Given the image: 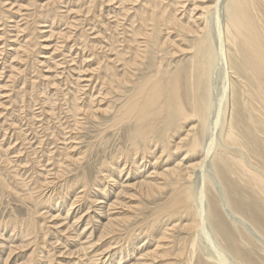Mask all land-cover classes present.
<instances>
[{
  "label": "rangeland",
  "instance_id": "obj_1",
  "mask_svg": "<svg viewBox=\"0 0 264 264\" xmlns=\"http://www.w3.org/2000/svg\"><path fill=\"white\" fill-rule=\"evenodd\" d=\"M12 1L13 0H10V1L4 0L3 2H1V0H0L1 3H4L3 5L6 8V10H9V11H7L8 12L7 15H8V17H10L9 19L7 17V18H5V20H1L0 21V32H1L0 33L1 34L0 35V41H1L0 42V46H1L0 47V60H1L0 61V67H1V69L6 67V69L5 68L3 70L0 69V72L1 71L3 72V74H2L3 76L1 75L2 78L0 76V88H1L0 90L2 91L0 93V97H1L0 105L3 104V105H1L3 107L0 106V158H1L0 159V230H1L0 231V238H2V240H4L3 238H5V241L7 242L6 243L4 241V242H2L0 244V249L2 248L0 250V255H2V256H0V264H49V262L47 263V261L50 260L51 256L54 259L53 260L54 264H58L59 261H61L60 262L61 264H67L68 262H69V264H80V263L81 264H84V263L85 264H87V263L89 264V262H87V261L85 262L84 261L86 259L85 257H79L80 262H77L76 256H70V255L67 254V257H66V252L69 253L67 248L75 245V244H73V242H74L73 240H75V239H70V241H71L70 243L71 244L67 248L64 245L62 246V244H61V243H63L62 240L58 241L56 244L52 243V242L55 241L53 236L56 235V234H54L56 232L55 231L53 232V230H56V231L58 229L60 230V229L63 228V225L67 224L68 220H66L65 224H64V221H62V216L64 215L63 218L66 216L67 209L69 208L68 204H70L72 199L75 198V193H77V194L79 193L78 195L80 197L81 195H83L82 190L87 188L88 194L91 195L88 200H91L92 196H95L98 192H100L99 184L102 185V184H104V183H106L108 181V179L107 180L105 179V176L110 173L109 170L111 171L114 167L117 169L118 168L117 166L121 165V167L118 168L121 171V174H117V175H119V178H118V176L115 177L116 174H113L112 177H111L112 179L115 178L114 179L115 181H116V178H118V180H117L118 183L112 184L113 181H111V184H108V186H107V189H108L107 193L110 192V193L114 194L113 197L111 198L112 200H110V202H112L115 199L116 193L118 192L117 190L118 189L120 190L122 188L121 187V185L123 184L122 181H126V180L129 179L130 183H135V182H137L139 180L138 177L135 178L136 176H133L135 173H139V174L142 175V174L147 173V172L155 171L153 169V166H152V163L154 161V160H152L153 159V155H154V153H156L157 156H159L160 153H161V151H160L161 150V146H158L159 143L156 142V141L151 142V143H144L141 140H137L138 142L137 143L135 142V139L133 138V136H134L133 131L135 130L134 129L135 128L134 122L133 123L125 122V123H121L118 126L114 125L115 116L118 115V112H119L120 108L123 105H125V103H127V101L129 100L131 94L133 93V91L135 89L134 88V86H135L134 84L136 82H140L143 78H145L146 75L149 73L150 69H148L146 66H143L142 68L146 67L144 69V71H138V70L135 71V70H133L134 71L133 72L134 76L131 77V82L128 83V84L122 85V87L120 89H110L106 85L105 86L102 85L101 80L98 78L99 74H97L98 69L106 68V65L115 64L116 68L117 69L119 68L118 69L119 71H121V69H123V61H120L119 63H117V62L115 63V61L117 60L116 59V54H117L118 51H119L120 54L125 55L126 58H128V57L131 58L132 56H134L133 53L135 54V51H136L135 48L137 47L138 43H136V45H135V43H133L132 41L129 42V40L132 39L131 38V29H132L131 28L132 27L131 26L132 25L131 22H132V20L134 18V15L137 14L140 10L142 11V7L144 6L145 0H142V1L141 0H130V1L127 0L126 2H122L120 0H117V1L116 0H107V1L106 0H99V1L98 0L94 1L93 0L94 2L92 0H58V1L57 0H51V2H50V0H36L37 3H35V1L33 2V0H26L27 2L25 0H21V1L18 0L17 1L18 3H15L16 0H14L13 1V5L9 6V4L12 3ZM65 1H67V2H65ZM109 1H111V2H109ZM172 1H174V0H171V2L169 0H166L165 1L166 3H164L165 5H167V4L170 5V7H168V10L170 8H173V9L175 8L174 4H172ZM227 1L228 0H225V1L224 0H219V1L217 0V2H216V6L217 7L213 10V15H212L213 18H212V22H211V25L213 27V30H212L213 38H216L218 28L221 31H223L224 28H225V19H226V12H225V8L226 7L225 6H226ZM60 2H61V4H60ZM74 2H75V4H74ZM107 3H108V5H107ZM14 4H15V6H14ZM67 5H68V7H67ZM180 6L181 5H178V8ZM39 7H40V9L43 12H41ZM44 7H46V9H49V11L46 10ZM263 7H264V4L260 3L258 5L259 10L264 12ZM12 8L13 9L15 8V9L13 10ZM30 8H32V9H30ZM66 8H69V9L67 10ZM18 9H20L19 11L21 13L18 11ZM22 9H24V10H22ZM29 9L33 13L32 12L31 13L28 12ZM123 9H124L125 12L123 11ZM127 9H129V10H127ZM21 10L25 13V15H23L24 13ZM182 10L183 9L180 7L178 13L176 12V14H178V16H179L180 15L179 12L181 13ZM44 12H46V13H44ZM47 12H48V14H47ZM29 13L31 15H29V18H28L27 16H28ZM49 13H50V16H52L51 18L49 17ZM55 14H56V16H55ZM106 14L108 16H106ZM19 16H21L20 17L21 19L23 17L22 20L24 22H22L21 19L19 20V18H18ZM64 16H66V18ZM180 16L183 17L184 15L183 16L180 15ZM34 18H35V20H34ZM26 19H27V21H26ZM216 19L218 20L219 25H218V22L216 21ZM262 19L264 20V13L262 15ZM8 20H9V22H8ZM16 20L18 21L19 27H21V25H22V27H25V28H22V27L19 28L18 24H16L17 23ZM3 21L7 22V24L6 23L4 24ZM1 22H3V24ZM27 22H29V24ZM63 22H65V24ZM10 23H12V24H10ZM13 23H15V24H13ZM43 23L45 25H43ZM52 24H53V26H52ZM137 24H138V21L135 22V26ZM6 25H8V26H6ZM49 25H50V27H49ZM16 26L19 29H17ZM34 26H35V28H34ZM13 27H15V28H13ZM44 28H46L47 30L46 29L44 30ZM70 28L71 29L73 28V29L71 30ZM216 28H217V30H216ZM12 29H14V30H12ZM7 30H8V32H7ZM11 30H12V32H11ZM17 30H18V32L20 31L21 33L20 32L19 33L18 32H16V33L13 32V31H17ZM23 30H24V32H23ZM38 30H40V31H38ZM66 30H68V31H66ZM3 31H5L6 33L3 32ZM101 31H103V32H101ZM97 32H98V34H97ZM27 33H28V35H27ZM12 34L13 35L15 34V35L13 36ZM49 34H50V36H49ZM69 34H70V36H69ZM24 35H26V37ZM4 36L7 37V38H5ZM13 37H14V39H13ZM29 38H32V39H29ZM46 38L48 39V41H43ZM50 38H51V40H49ZM5 39H7V40H5ZM9 39L11 40V42H9L10 41ZM177 39H179V38H177ZM15 40L17 41V43H16ZM139 40L142 41V43H143L144 39H139ZM11 43L15 44V45L16 44H19V45L13 46ZM44 43H45V45H44ZM142 45H144V43ZM215 45L217 47L216 48L217 50H218V47H220L219 48V51H220L219 52V56L221 58H219V60L217 61L218 63L215 62V67L216 68L212 69V71H211V73L213 72L211 74V89L214 92L211 90V108H210L209 112L207 113L208 119L206 118V122L203 123V125H201V123L198 122L197 120L194 121V122L190 121L188 123H185L181 128H179L177 130H174L173 131L174 135H173V137L171 139L168 140L169 142L167 144H168L169 148L171 149V148L175 147V144L179 143V144H181V146H183L182 150H180V152H178V153L173 154L170 158H168L166 156V154H164L165 157L163 156V163L159 164L158 166L155 165V167H158L157 169H159V172H161L164 168L175 165L179 161V159L180 160H184V161L185 160H189V158L188 159L186 158L187 157V155H186L187 146H185V145L187 144V142L189 140L192 139L193 132L198 133L200 135L201 142H203V140H204V143H201V145H202L201 149H200V154L201 155L198 154V155L194 156V159H190L193 162H198V160H199V165L197 166V168H195L194 173H193V171L191 172V177L188 178L186 176H183L181 178V180L178 179V182H177V179L174 178V177L169 179L170 181L169 180H165L164 178L163 179L159 178L161 180L158 179V182L159 183L161 182L160 184H161L162 187H161V189L157 190L155 193H151L152 195L151 194L150 195H145L144 193L141 194L140 191L139 192L137 191V193L135 194L134 198L136 197V199H134L133 197H131L132 198L131 199L129 196L123 195V197L125 196L123 202L126 205H124V207H121L122 209L120 207H117L114 210L112 209V211L116 212L115 215H117V217H119V216L122 217L121 215H123V217L127 218V221L125 223L122 222L120 224L121 226L120 225L118 226V228H117L118 232L116 231V232L110 234L109 236L105 237L101 242H99L100 245L98 244V245H96V247H94V249H90L89 250L88 254H91V252L93 250L94 251L98 250V252H102L103 249L105 250V251L103 250L102 255H100L99 260H98V262H96V264H110V263L113 264L114 262H115L114 264H116V263L117 264H124V263L125 264H132L140 256L139 253H141L142 250L148 249V251H150V250H153V249L156 248L158 243L155 242V240L156 241L160 240L161 239L160 238L161 237V233L163 231H165V230H166V232L167 231H169V232H167L166 240H163L164 242L159 244V246H160L159 251H160V253L162 255L164 254L165 251H167V250L170 251L171 252L170 255L172 256V258H171L170 255L165 256L164 258L163 257H159V258H156V259L148 258V259H146V262L144 261L145 264L146 263L147 264H154V263L155 264H166L167 262L169 264H187L188 260L190 258L189 256L191 255V247H190V245L188 246V249H186V250L184 249L185 253H184V255L182 257L178 256L177 254L180 253L181 247L182 246L184 247V245L186 246V244H188L187 241L190 240L191 237H196V235H198L201 238V239H199V237H198V239H199L198 240V244L200 243L199 247H202V250L200 249V250L197 251V253H195V256L193 257L194 259L192 260L193 264H198V262L200 260H202L203 258H206L205 255H203L204 254V252H203L204 248L207 249L206 251H208L209 248H210V250H211L210 254L211 255L214 254L213 256H215L214 258L216 260H218V263H219V261H223V259H224V263L226 262L225 264H235V263L239 264L236 260H234L235 257L233 256L232 252H230V251H228V249H226V247H225L226 246V242L223 241L222 238L214 231L213 227L210 225V221L201 219V217L199 218V216L201 215L200 214L201 211L203 212L202 214H204V213L206 214V212L208 210V206H209V204H211V197H212L211 195H214L215 197L213 199L214 200L216 199V201L219 202L218 204H219V207H220V212H221V215H222V219L224 218L223 220L225 221L226 225L229 226L228 228L230 229V231L232 230L231 234H233L232 238H234L235 243L238 244V246L245 247V246H243L244 245L243 244L244 240L245 241H249V244L252 242L250 244L251 245L250 247H252L251 249L254 248L255 251H257V252L259 251L260 255L258 253H255L254 250H250V251L253 254L255 253L256 256H259L258 259L259 260L261 259L260 261L264 260V258H262V256H261V254L264 255V247H263V245H264V242H263L264 241V235H263V233L264 232L262 231V230H264L263 223L260 222L261 225H259L260 223L254 221L250 217H248L249 215L246 212L239 211L240 209L238 210L237 207L235 208V206H236L235 201H237V203L239 201L240 202L243 201V203L245 202L246 204L251 205L252 208L254 206L255 209L257 207V209L261 208L260 210L263 211L264 210V201L261 200L259 195L252 196L249 192L244 191V189H242L241 187L239 188V186L243 185L244 182H243V180L237 178L236 175H234L235 176L234 177L235 178V182L238 181L239 183L237 182L238 184L236 186H233L234 188H232V189L229 188L227 186V182L225 181V179L220 175L219 170L217 171V166H214L217 163L216 162V160H217L216 157L219 154L222 153L221 152L222 150H227V156L230 155V156L236 157V155H237L238 157H240L239 155L242 154V153L239 152V147L238 146L234 145V146H232V148H230V147H225L226 144L224 145V141H225V137L224 136H225V132H226L225 131L226 130V126L228 125V123L231 120V115H232V110H233L234 113H235V116H236V120H237L236 122L239 123V124H237L238 125V129L240 131H242L241 133H243L242 135H244L243 138H242V139H244L243 140L244 143L245 144L248 143V145L250 144L248 148L249 149L251 148V152L255 151L254 154L252 153V155L248 154V160H249L250 164L251 165L253 164V166L255 165V167L257 166L260 169L264 170V162H263L264 161V148L262 147L261 143H259V145H258L256 142H253L254 139H252L250 136L247 137V135H248L247 132H250L249 128L251 129V127H248L249 123H250L248 117L250 116V114L246 111V109L244 108V105H243L244 100H249L250 102L255 104L254 101H257V100H256V96H255L256 94H255V90L254 89L257 88V85L254 82V80L251 78V75H249V73L246 71V69L242 66L240 61H238V57H237L238 53H236L235 50L231 51V53H230L231 54V58L234 56L235 57L234 59L236 60V61H233L234 64H235V67H236V69L234 70V69H231V66L229 65V63L227 61L226 53H228L230 46H228L227 43H222L219 46H218V43L215 44ZM10 46H13V47H10ZM39 46H40V48H39ZM5 47H6V50H5ZM25 47H26L27 50L24 49ZM44 47H45V49H44ZM14 48L15 49H19L20 52L18 54L14 53V52H11L12 50L14 51ZM22 49H23V51H22ZM53 51H56V52H53ZM2 52H3V54H1ZM39 52H41V53H39ZM27 53H29V54L27 55ZM153 53H152V48H149V53L147 54V57H146V59L144 61V62L147 63V65L152 63L151 66H152L153 69L158 68V66H160V65H161V69L162 70H173V69H176V67L183 68V66L184 67L189 66L188 56H186V55H183V56L182 55H178L176 57L170 58V55L167 54L164 51H162V52L161 51L160 52H153ZM234 53L237 54V55H235ZM40 54H42V55H40ZM16 55H18V56H16ZM29 55H30V57H29ZM33 55H34V57H32ZM36 56H37V58H36ZM15 57H17V58H15ZM154 57H156L157 59L154 58ZM11 58H13V59H11ZM28 58H29V60H28ZM14 59L16 61H14ZM33 59H34V62H33ZM6 60H7V66L9 65L8 67L6 66ZM8 60H10L9 61L10 64L8 63ZM12 60L14 62H12ZM42 60H44V61H42ZM103 60H104V62H103ZM154 60H156V61H154ZM232 60H233V58H232ZM12 63H15V64H12ZM183 63H187V65H183ZM178 64H181V65H178ZM11 66H12V68L14 67V69L10 68ZM18 68H19V70H18ZM29 68H30V70H29ZM7 69H9V70H7ZM11 69H12V72L10 71ZM86 69L88 70V72H87ZM4 71H6V72H4ZM89 71H90V73H89ZM93 71L94 72L97 71V72L94 73ZM12 73H13V75H12ZM43 73H44V75H43ZM6 74H7V76H6ZM48 75H50V76H48ZM33 77L36 78V79H34ZM184 77H185V75L182 76V78H184ZM15 78H17V79H15ZM7 79H9L10 81L7 80ZM46 79L47 80L50 79L49 81H47L48 83L46 82ZM51 80H53V81H51ZM36 81H37V83H36ZM10 82L13 83V84L11 85ZM34 82H35L36 85L34 84ZM38 82H39V86H38ZM69 82H71V84H69ZM7 83L10 84V85H8ZM49 83L53 87L50 86ZM222 84H224V85L226 84L225 85L226 87L223 86ZM2 86L5 87V88H2ZM43 86H44V89H43ZM231 86H234V89H235L236 94H237V98H236L237 99V103L234 106H233V103H232V99H229V97L231 96ZM20 87H22V88L20 89ZM30 87L31 88L33 87L32 89H34V90L30 89ZM53 88H54V91H53ZM224 88H227V89H225V91H226L225 95H224V99L225 100L223 99V102L221 104L220 103V98L222 97V94H223L222 90H224ZM39 89H41V90L39 91ZM68 89L69 90H73L74 89V90L73 91H68ZM91 89H92V91H91ZM18 90L20 92L22 91L21 92L22 95L19 94L20 92ZM57 90H58L59 93L57 92ZM96 90H98V91H96ZM100 90H102L101 94L99 93ZM12 91H14V92H12ZM43 91H45V92H43ZM60 91L62 92V94H61ZM27 92H29V93H27ZM38 92L39 93L41 92V95L38 94ZM50 92H51V94H50ZM2 93H4V94H2ZM13 93H15V94L17 93V95L15 96V94L13 95ZM46 93L49 94V96ZM106 93H107V95H106ZM27 94H29V95H27ZM30 94H31V96H30ZM58 94L61 95V98H60V96ZM7 95L9 96L8 98L11 99V100H9L7 98ZM12 96L13 97L15 96V97L12 98ZM45 96L47 98H45ZM2 97H3V99H2ZM32 97H34V98L32 99ZM70 97H72V98L70 99ZM16 98L19 99V100H17ZM42 98H44V100ZM13 99H15V101ZM37 99H40L41 101L37 100ZM46 100L49 101V102L48 103H44V102H46ZM35 101H36V105H35ZM37 101H39V102H37ZM10 103L12 105L14 104L15 106L14 105L12 106ZM16 103L17 104L19 103L20 106H18L19 104L17 105ZM23 103L26 106L23 105ZM63 103H66V104H63ZM75 103L78 104V105H83L87 109L91 108L92 106L94 107V110L98 109L97 113H96V116L91 117V116H88L86 113H84V115H83V113L79 115L77 112L74 111ZM6 104H8V107H7ZM37 104H39V105H37ZM229 104H231V106ZM4 105H5V107H4ZM16 106H18V107H16ZM15 109H17V110H15ZM20 110H22V111H20ZM219 110H220V112H219ZM212 111H214V112H212ZM173 113H174L173 109L165 111V118H162L159 121L158 124H160V129H158L156 131L158 133L156 135H154L153 138H156L155 136L161 134L163 128H166L167 124H171V120H172L171 116L173 115ZM30 114L32 115L31 117H30ZM41 114H42V116L44 118L43 119L44 121H42L40 119V118H42ZM55 115H56V117H54ZM68 116L69 117L71 116V117L69 118ZM51 117H53V118H51ZM23 118H24V120H23ZM32 118H34V119H32ZM36 118L40 119V120L36 121ZM216 118H219V119L216 120ZM47 119H48V121H46ZM31 120H33V121H31ZM218 120H219V122H217V124H216V121H218ZM43 123H46V124L43 125ZM23 124H25V125H23ZM27 124H30V125H27ZM205 124H207V125H205ZM9 125L10 126L13 125V126L9 128ZM215 125H217V126L215 127ZM37 126H39V127L41 126V127L39 128ZM43 126H45L46 128L43 127ZM105 127L109 128V129H107ZM35 128H36V130H35ZM21 129H23V130L25 129L26 132H24L23 130L21 131ZM189 129H191L192 131L188 132ZM201 129H202V131H201ZM205 129H206V132L208 131L207 133L205 132ZM48 131H51V133L48 132ZM28 133H30L31 135L28 134ZM187 134H188V136H187ZM23 135H24V137H23ZM178 135H180V136H178ZM210 135H211V138L209 139ZM12 136H13V138H12ZM26 136H27V138H26ZM32 136H33V139H32ZM136 136L139 139L142 138V137H139L138 135H136ZM20 137H21L22 140L21 139L19 140ZM50 138H52V139H50ZM31 139L34 142H31L32 141ZM36 139L37 140L39 139L40 141L35 143ZM41 140H42V142H41ZM260 140L261 139L259 138L258 141L260 142ZM26 141H28V142H26ZM211 141H213V142H211ZM252 142H253V144H252ZM28 143H30V144H28ZM19 144H21V145H19ZM25 144H26V147L28 149L25 147ZM36 144H38V146ZM147 145L149 147H151V149L147 150V148H146ZM19 146H22V147H19ZM252 146L254 148H257V152H256V149L252 148ZM24 147H25L26 151H25ZM35 147L38 149L37 150L38 152L36 151ZM44 148H48V149H44ZM33 149H34V151H33ZM207 149H209V151ZM29 151H30V153H29ZM44 152H45V154H44ZM203 152H204V154H203ZM237 152H239V153H237ZM31 153H33V154H31ZM232 153H233V155H231ZM40 154H42V155H40ZM55 154H56V156H55ZM132 154H136V156H132ZM27 155L29 156V158L27 157ZM140 155H141V157H140ZM143 155H146V160L145 161L152 160L151 164H148V162H147L146 167L144 166V167H142L140 169V171L139 170L137 171L134 168H132V160L136 159L137 163L141 166L142 165V160H140V159H142ZM150 155H152V157ZM175 155L176 156H180L181 155V156L177 158ZM253 155H254V157H253ZM31 156H33L32 157L33 161L31 160ZM46 156H47V158H46ZM51 156H52V158H51ZM35 157L37 158V160H36ZM255 157H257V158H255ZM57 158H58V160H57ZM122 158H123V161H122ZM71 159H73L75 161H73ZM130 161H131V163H130ZM160 161H162V159ZM34 162H36V163H34ZM39 165H41L42 167L39 166ZM260 165L262 167H260ZM111 166H114V167H111ZM32 167H33V169H31ZM128 167H130V168H128ZM214 168H216V170H214ZM36 169L38 171L39 170L40 171L38 172ZM130 169H132V170H130ZM200 169H202V170H200ZM32 170H34V171L32 172ZM9 171H11V172H9ZM20 171L23 174H21ZM44 171H45V173H44ZM46 171H47V173H46ZM156 171H158V170H156ZM5 172H7V173H5ZM117 172H118V170H117ZM4 174H6V175H4ZM17 174H18V176L15 177V175H17ZM9 175H10V177H9ZM44 175H45L46 178L44 177ZM2 176L5 178V180H4V178H2ZM11 176H12V178H11ZM219 177H222L224 180L222 178L219 179ZM38 178H39V180H38ZM84 179H86V181ZM182 180H184V181H182ZM209 180L211 181V183L210 184L208 183V185H207L206 183ZM2 181H4V183L5 182L8 183V185L11 187V189H9V191L7 189L8 187L4 188V186H3L4 183ZM119 181H120V183H119ZM176 182H177V184L179 183V185H177ZM222 182L224 184H226V185H223ZM117 184H118V187H117ZM205 184H206V186H205ZM163 185H164V187H163ZM73 186H75V187H73ZM114 186H116V187H114ZM209 186H211L210 189H209ZM111 187H112V189H111ZM171 187L172 188L174 187V188L172 189ZM189 187H191V190L194 191V192L192 191L193 195H194V198L192 199L193 204L191 205L190 210L192 211V213H196L195 212L196 210L199 211V216L198 215L196 216V218L198 219L199 223H198L197 227L195 228V231H192V232H189V231L183 229L182 227H179V226H181V223H182V225H184L186 223L185 222L186 219H187L186 220L187 222H190L192 220V216L191 215H185L184 212L183 213L179 212L174 217H168L167 214L164 215L163 213H161V214L159 213L158 214V212L160 211L159 208L161 209V208L165 207L166 204L170 201V199L174 196V193L176 192L175 188H179L178 190L180 191V190H183V189H187ZM25 188H27V189H25ZM79 188H81V189H79ZM109 188H110V190H109ZM68 189H69V191H68ZM207 189H209V190H207ZM230 189L233 192L229 191ZM112 190L115 191V192H113ZM14 191H16V193ZM71 191H72V193H71ZM73 191L74 192L76 191V192L74 193ZM67 192H68V194H67ZM81 192H82V194H81ZM127 192H132V191L127 190ZM25 193H28V194H25ZM202 193H203V195H201ZM215 193H216V195H215ZM29 194H32V197L29 198V196H28ZM54 195H56V196H54ZM136 195L138 196V198H137ZM241 195H243V196H241ZM209 197H210V201H209ZM217 197H218V199H217ZM54 199H57L55 202H58L59 204L61 203V199L63 200L62 201L63 202L62 205L60 204L61 205V212H63L61 214V217H59V219H54V220H52L50 218L47 219L46 215H45V217L42 215L43 216L42 217L41 214H44L45 213L44 211L45 210L47 211V207L54 203V202L52 203V201H54ZM218 200H220L221 202L218 201ZM255 201H256V203H255ZM231 202L233 203L234 208H233V205H232ZM251 203H253V204H251ZM40 204H41V208H40ZM42 204H43V207H42ZM79 204H76V205H79ZM81 204L84 205V202L81 201ZM161 204H163V205H161ZM82 205L81 206L79 205V207L81 208L80 209L81 211L83 209ZM220 205H222V206H220ZM62 206H63V208H62ZM128 206H130L131 209H129ZM231 206H232V208H231ZM38 207H39L40 210L42 208H45V209H42L40 211V213H37L36 211L39 210ZM75 207H77V206H75ZM79 207H77L76 210L73 209L75 212L72 210L70 212V214L68 215V217L70 218L69 222L71 221L70 224L74 221V218L72 220L71 215L73 214V212L77 213ZM86 207H88V205H85L84 209H83L84 212L82 211L83 212L82 220L84 221V223H83V221H81L80 225L78 226L79 229H80L79 232H82V228L84 227V224L86 223L85 221H86V219H88V217H86V219H85V216H86L85 210H87ZM64 209H66V210H64ZM116 210H118V211L120 210V211L118 212ZM33 211H34V213H33ZM91 212H93V209H90L88 211V214H92ZM234 212H237V213H234ZM154 213H155V215H154ZM239 213L240 214L245 213V214L240 215ZM244 215L246 216L247 219H249L248 221L244 217ZM263 215H264V213H263ZM40 216H41V218H40ZM33 217L35 219L36 218L38 219L36 221V225H39V226L41 225L42 228L46 227L44 230L40 231L41 234L43 232H45L48 227L53 229V230L51 229L50 235L47 236V239H46L47 242H46V245H44V246H43V244L39 243L40 242V238L38 237V235L36 233H34V230L29 229L30 225L28 224V221L29 220H33ZM129 217H132V218H129ZM39 218L41 220H39ZM42 219H43V222H41ZM8 220L10 222H8ZM15 220L17 222L20 221V223L14 222ZM50 220H52V221H50ZM179 220H181V221H179ZM55 221L56 222H61L62 221L60 224L57 223L58 226L63 224L62 228L61 227L57 228L58 226L56 227V225L53 224V223H55ZM102 221L105 222V219H103V220H101L99 222L102 223ZM147 221L149 222V224H148ZM93 222H94L93 223L94 226L98 225L97 223H99L98 220H96V218L93 220ZM183 222H185V223H183ZM227 222H229V223H227ZM11 223L13 225H15L16 227L19 226V228H17V230L19 229L17 232H19L20 236L22 235L21 238H20V236H13L16 233L15 230H14L13 233H12V231H9V230H11V226H12ZM232 223H234V224H232ZM47 224H48V226H47ZM174 224H176V225H174ZM253 224H255V225H253ZM138 226H140V227H138ZM257 226H258V228H257ZM20 227H21V231H20ZM24 227H26V228H24ZM132 227H133V229H132ZM143 227H145V228H143ZM22 228H24V229H22ZM142 228H143V230H142ZM151 228H154V230H152ZM259 228H260V230H258ZM238 229L239 230L241 229L242 231L241 230L239 231ZM22 230H23V232H22ZM147 230H149V232ZM140 231H142V232H140ZM151 231H152V233H151ZM156 231H157V233H156ZM259 231H261V232H259ZM24 232H25V234H24ZM67 232L69 233V231H67ZM126 232L128 234L129 233H131V234L128 235ZM239 232H241V233L239 234ZM253 232H254V234H253ZM184 233H186V234H184ZM195 233H196V235L194 236ZM214 233H216L217 235L214 234ZM28 234H30V235H28ZM146 234L147 235L149 234V235L147 236ZM178 234H179V236H178ZM180 234L183 235V236H180ZM242 234H244L243 235L244 237L242 236ZM236 235H237V238H240V239H236V237H235ZM10 236L12 238L14 237V239H12L13 242H14L13 244L11 243L12 241L8 240V238ZM41 236L43 237V235H41ZM111 236H112V238L114 237L113 238L114 240L111 238ZM137 236H140V237H137ZM149 236H151V237H149ZM217 236H219V237L217 238ZM243 238H244V240H243ZM256 238H258V239H256ZM16 239H17V242H16ZM21 239H25L26 241L28 240V242H30L29 247H27V248H18L17 247L18 245L16 246V243H19V240L21 241ZM125 239H126V242H125ZM135 239H137V240H135ZM50 240H52V242ZM141 240H142V242H141ZM252 240H254V241H252ZM84 241H85V239L81 240V242H84ZM145 241L146 242L149 241V242H148V244L144 245V247H142L143 242L145 243ZM113 242L114 243L116 242V243L113 244ZM131 242H132V244H131ZM239 242H241V243H239ZM257 242H259V243H257ZM3 243H5L4 244L5 247L3 246ZM136 243H138V244H136ZM171 243H172V245H170ZM179 244H180V246H179ZM201 244H204L206 247L205 246L203 247V245H201ZM252 244H254V245L252 246ZM260 244H262V245H260ZM49 245L52 246V247H50ZM58 245H60V246H58ZM134 245L140 247L139 251L138 250L137 251L135 250L134 252L132 251V247H134ZM11 246H14V249L11 252V255L8 257V254L10 253L8 248L10 249ZM35 246H36V248H35ZM53 246H54V248H53ZM119 246L121 248H119ZM168 246H169V248H168ZM259 246H260V248H259ZM43 247H44V249H43ZM112 247H114V248H112ZM38 248L40 250H42V251L44 250L43 253H45V254L41 255V251ZM214 248L215 249L217 248V249L215 250ZM27 249H29V250H27ZM74 249H76V248H74ZM119 249H121V250L119 251ZM125 250H126V252H125ZM33 251L35 252L36 255L33 254V256H32L33 257V261H31L30 254ZM46 251H47L48 254L46 253ZM52 251H54V252H52ZM63 251H65V252H63ZM116 251L117 252L119 251L118 254H117ZM128 251L129 252L131 251V255L132 256H136L137 255V257L134 258V257L131 256L132 257L131 258L132 260H131L129 258L130 256H129V252ZM188 251L190 253H188ZM222 251H223V253H220ZM60 252H62V253H60ZM112 252L114 253V257L116 256V259L112 256L113 255ZM124 252L126 254H124ZM137 252H139V253H137ZM119 253H121V254L119 255ZM133 254H135V255H133ZM38 255L42 256V257H39ZM43 255L44 256L46 255L47 257H44ZM176 255H177V257H174ZM231 255H232V257H231ZM216 256H217L218 259L216 258ZM7 258H9V259H7ZM40 258H42L43 260H44V258H46L45 260H47V261L45 262V260L43 261ZM72 258L73 259L75 258L76 260L74 259V261H73ZM101 258H102V260H101ZM111 258L114 261H112ZM127 258H128L129 263H127L128 262ZM214 258H213V260L216 261ZM81 259H83V260H81ZM121 259H123V261ZM3 260L5 261V263H4ZM68 260H70V261H68ZM229 260H231L232 263ZM174 261H176V262H174ZM186 261H187V263H186Z\"/></svg>",
  "mask_w": 264,
  "mask_h": 264
},
{
  "label": "bare ground",
  "instance_id": "obj_2",
  "mask_svg": "<svg viewBox=\"0 0 264 264\" xmlns=\"http://www.w3.org/2000/svg\"><path fill=\"white\" fill-rule=\"evenodd\" d=\"M4 1V0H3ZM1 0V2H3ZM10 1V0H8ZM14 1V0H13ZM13 1L12 3L9 4L10 5H13ZM18 0H16L15 3H18L17 2ZM21 1V0H20ZM26 1V0H25ZM35 1V3H37L36 0H33V2ZM58 1V0H57ZM93 1V0H92ZM95 1V0H94ZM93 1V2H94ZM97 1V0H96ZM99 1V0H98ZM107 1V0H106ZM117 1V0H116ZM122 2H126L127 0H120ZM130 1V0H129ZM142 1V0H141ZM140 1V2H141ZM166 0H145L144 2V6L142 7V11L138 12L137 14L134 15V18L132 20V29H131V40L133 43H138L137 44V47L135 48L136 51H135V54L133 53L134 56H132L131 58H126L125 55H122L119 53V51L117 52L116 54V61L115 63H119L120 61H123V69H121V71H119L115 64H112V65H106V68H103V69H98V72L97 74H99L98 78L101 80L102 82V85H106L107 87H109L110 89H120L122 87V85H125V84H128L131 82V77L134 76V71H144V69L147 67L148 69H150L149 73L146 75L145 78H143L140 82H136L134 85V91L133 93L131 94L129 100L127 101V103H125V105H123L119 112H118V115L115 116V120H114V125L115 126H118L120 125L121 123H133L135 124V130L133 131L134 133V136L133 138L135 139V142L137 143L138 141L137 140H141L142 142L144 143H151V142H158V146H161V153L159 156H157L156 153H154L153 155V163H152V166H153V169L155 171H152V172H147V173H144V174H139V173H135L133 176H136L135 178H139V180L135 183H130L129 179L126 180V181H122L123 184L121 185V189L117 190L118 192L116 193V196H115V199L110 202V200H112L111 198L113 197V193H107V186L108 184H111V181H113L112 184H116L118 183V178H119V175L117 174H121V171L118 169L121 167L120 166H117L118 168L116 169L114 166H111V167H114L111 171L109 170V174L105 176V179L108 181L102 185L99 184V188H100V192H98L95 196H92L91 200H88L90 198V194H88V191H87V188L86 189H83L82 192H83V195H81L79 197V193H75V198L72 199V201L70 202V204H68V209H67V214L66 216L63 218L62 216V221H64V224H65V221H67V224L66 225H63V228H62V225L58 226L57 223H61V222H56L53 223L56 225L57 228H62V229H58L57 231L56 230H53L52 228H47V230L45 232H43L41 234V230H44L45 228H42L41 225H36V221L38 220L37 218L35 219L33 217V220H29L28 221V224L30 225L29 229H32L34 230V233H36L38 235V237L40 238V244H43L46 245V239H47V236L50 235V231L51 229L53 230V232L55 231L56 234L55 236H53L54 238V242H52V240H50L52 243L56 244L58 241L62 240L63 243L62 246L64 245L66 248L71 244L70 242V239H75L73 240V246L71 247H68V252H66V257H67V254L70 255V256H76L77 258V262H80V259L79 257H85L86 259L84 260L85 262H89V264H96V262H98L99 260V257L100 255H102V252H98V250H93L91 252V254H88L89 250L90 249H94V247H96V245H100L99 242H101L105 237L109 236L110 234L114 233V232H118L117 228L118 226L122 223V222H126L127 221V218L123 217V215H121L122 217H117V215H115V211L113 212L112 209L114 210L115 208L117 207H124V198L125 196L123 197V195H126V196H129L130 198L135 196V194L137 193V191L142 194L144 193L145 195H150L151 193H155L157 190L161 189V182L159 183L158 182V179L159 178H164L165 180H169L171 179L172 177L176 178L177 179V182H178V179L181 180V178L183 176H186V177H191V172L195 171V168H197V166L199 165V160L198 162H193L191 161L190 159H194V156L200 154V149H201V143H204V140L203 142H201V137L198 133H195L193 132V137L191 140H189L187 142V144L185 146H187V152H186V155H187V159L189 158V160H180L173 166H169V167H166V168H162L163 170L161 172H159V169H157L158 167H155V165H159L161 163H163V156L165 157L164 154H166V156L168 158H170L173 154L175 153H178L180 152V150H182L183 146H181V144L177 143L175 144V147L174 148H169L168 146V140L171 139L174 135L173 131L174 130H177L179 128H181L185 123H188L190 121H198L201 123V125H203V123L206 122V118L208 119V115L207 113L209 112L210 108H211V71L212 69L216 68L215 67V62H217L219 60V58H221L219 56V48L218 47V50L216 49V45L218 43V46L221 45L222 43H227L229 47V51L228 53H226L227 55V61L229 63V65L231 66V69H236L235 67V64L233 61H236L234 58V56L231 58V51L235 50L237 54V57H238V61H240V63L242 64V66L246 69V71L249 73V75H251V78L254 80V82L256 83L257 85V88H255V96H256V100L257 101H254V103L250 102L249 100H244L243 102V105H244V108L246 109V111L250 114V116L248 117L249 118V126L248 127H251V129L249 128L250 132H247V137L250 136L252 139H254L253 142H256L258 145L259 143H261L262 147L264 148V20L262 19V15H263V11H260L259 8H258V5L261 3V4H264V0H228L227 3H226V8H225V12H226V19H225V28L223 31H221L219 28L217 30V35H216V38H213V33H212V30H213V27L211 25V22H212V15H213V10L217 7L216 6V2L217 0H174L172 1V4H174V9L173 8H170L168 10V7H170L169 4L165 5L164 3ZM171 2V0H169ZM219 1V0H218ZM225 1V0H224ZM0 2V21L1 20H5V18L8 17V12L9 10H6V8L4 7V3H1ZM6 2V1H5ZM27 2V1H26ZM51 2V0H50ZM55 2V1H54ZM67 2V1H65ZM91 2V1H90ZM111 2V1H109ZM58 3V2H57ZM63 3V2H62ZM88 3V2H87ZM105 3V2H104ZM120 3V2H119ZM7 4V3H6ZM42 4V3H41ZM61 4V2H60ZM59 4V5H60ZM70 4V3H69ZM68 4V5H69ZM75 4V2H74ZM73 4V5H74ZM124 4V3H123ZM122 4V5H123ZM27 5V4H26ZM49 5V4H48ZM58 5V6H59ZM67 5V7H68ZM72 5V4H71ZM86 5V4H85ZM84 5V6H85ZM108 5V3H107ZM129 5V4H128ZM178 5H181L180 7L183 9L181 11V13L179 12L180 15H184L183 17H181L180 15L178 16V14H176V12L178 13L180 7L178 8ZM15 6V4H14ZM51 6V5H50ZM83 6V5H82ZM81 6V7H82ZM87 6V5H86ZM90 6V5H89ZM110 6V5H109ZM13 7V6H12ZM20 7V6H19ZM22 7V6H21ZM28 7V6H27ZM41 7V6H40ZM39 7V9H40ZM9 8V7H8ZM43 8V7H42ZM46 9V7H44ZM62 8V7H61ZM13 9V8H12ZM15 9V8H14ZM13 9V10H14ZM32 9V8H30ZM29 11L28 12H32V11ZM38 9V8H37ZM38 9V10H39ZM58 9V8H57ZM67 10L69 8H66ZM139 9V8H138ZM264 9V7H263ZM20 9H18L19 11ZM24 10V9H22ZM21 10V11H22ZM41 10V9H40ZM49 11V9H46ZM54 10V9H53ZM103 10V9H102ZM129 10V9H127ZM131 10V9H130ZM11 11V10H10ZM27 11V10H26ZM25 11V12H26ZM61 11V10H60ZM72 11V10H71ZM89 11V10H88ZM101 11V10H100ZM110 11V10H109ZM124 11V9H123ZM138 11V10H137ZM16 12V11H15ZM20 12V11H19ZM23 12V11H22ZM27 12V13H28ZM41 12H43L41 10ZM58 12V11H57ZM56 12V13H57ZM106 12V11H105ZM114 12V11H113ZM125 12V11H124ZM133 12V11H132ZM131 12V13H132ZM21 13V12H20ZM19 13V14H20ZM24 13V12H23ZM22 13V14H23ZM28 14V18H29V15L31 14ZM33 13V12H32ZM46 13V12H44ZM61 13V12H60ZM115 13V12H114ZM134 13V12H133ZM43 14V13H42ZM48 14V12H47ZM109 14V13H108ZM128 14V13H127ZM25 15V13L23 14ZM36 15V14H35ZM58 15V14H57ZM96 15V14H95ZM105 15V14H104ZM17 16V15H16ZM15 16V17H16ZM43 16V15H42ZM48 16V15H47ZM56 16V14H55ZM99 16V15H98ZM106 16H108L106 14ZM14 17V18H15ZM21 16H19V20L21 19L20 18ZM31 17V16H30ZM39 17V16H38ZM49 17L51 18L52 16H50V13H49ZM66 18V16H64ZM10 17H8L9 19ZM12 18V17H11ZM26 18V17H25ZM27 18V19H28ZM32 18V17H31ZM61 18V17H60ZM106 18V17H105ZM13 19V18H12ZM11 19V20H12ZM23 19V17H22ZM21 19L22 22H24L23 20ZM26 19V21H27ZM56 19V18H55ZM7 20V19H6ZM10 20V21H11ZM18 20V19H17ZM16 20V24H18V21ZM35 20V18H34ZM50 20V19H49ZM58 20V19H57ZM115 20V19H114ZM64 21V20H63ZM88 21V20H87ZM113 21V20H112ZM138 21V24L135 26V22ZM216 21L218 22V20L216 19ZM4 24L7 22L3 21ZM3 22H1L3 24ZM9 22V20H8ZM215 22V21H214ZM13 23V24H15ZM29 24V22H27ZM40 23V22H39ZM65 24V22H63ZM71 23V22H70ZM116 23V22H115ZM114 23V24H115ZM12 24V23H10ZM21 24V23H20ZM24 25V24H23ZM35 25V24H34ZM43 25H45L43 23ZM67 25V24H66ZM129 25V24H128ZM218 25H219V22H218ZM8 26V25H6ZM53 26V24H52ZM73 26V25H72ZM216 26V25H215ZM18 27H19V24H18ZM22 27V25H21ZM19 27V28H21ZM27 27V26H26ZM39 27V26H38ZM45 27V26H44ZM47 27V26H46ZM50 27V25H49ZM86 27V26H85ZM114 27V26H113ZM15 28V27H13ZM17 28V26H16ZM17 28V29H19ZM22 28H25V27H22ZM33 28V27H32ZM35 28V26H34ZM105 28V27H104ZM2 29V28H1ZM46 28H44L45 30ZM71 29V28H70ZM73 29V28H72ZM71 29V30H72ZM99 29V28H98ZM103 29V28H102ZM14 30V29H12ZM11 30V32H12ZM16 30V29H15ZM47 30V29H46ZM64 30V29H63ZM115 30V29H114ZM2 31V30H1ZM6 31V30H5ZM3 31V32H5ZM40 31V30H38ZM43 31V30H42ZM62 31V30H61ZM60 31V32H61ZM68 31V30H66ZM74 31V30H73ZM107 31V30H106ZM8 32V30H7ZM13 32H18L17 31H13ZM20 32V31H19ZM18 32V33H19ZM24 32V30H23ZM64 32V31H63ZM100 32V31H99ZM103 32V31H101ZM219 32V33H218ZM1 33V32H0ZM6 33V32H5ZM21 33V32H20ZM45 33V32H44ZM65 33V32H64ZM73 33V32H72ZM80 33V32H79ZM114 33V32H113ZM176 33V34H175ZM30 34V33H29ZM55 34V33H54ZM67 34V33H66ZM65 34V35H66ZM74 34V33H73ZM84 34V33H83ZM98 34V32H97ZM96 34V35H97ZM1 35V34H0ZM13 35V34H12ZM15 35V34H14ZM13 35V36H14ZM18 35V34H17ZM16 35V36H17ZM22 35V34H21ZM28 35V33H27ZM68 35V34H67ZM66 35V36H67ZM72 35V34H71ZM77 35V34H76ZM114 35V34H113ZM122 35V34H121ZM9 36V35H8ZM26 37V35H24ZM48 36V35H47ZM50 36V34H49ZM70 36V34H69ZM74 36V35H73ZM219 36V37H218ZM5 37V36H4ZM22 37V36H21ZM24 37V38H25ZM31 37V36H30ZM39 37V36H38ZM65 37V36H64ZM124 37V36H123ZM7 38V37H5ZM48 38V37H47ZM45 39L43 41H48V39ZM63 38V37H62ZM78 38V37H77ZM82 38V37H81ZM179 38V39H177ZM4 39V38H3ZM14 39V37H13ZM12 39V40H13ZM19 39V38H18ZM29 39H32V38H29ZM60 39V38H59ZM65 39V38H64ZM68 39V38H67ZM87 39V38H86ZM139 39H144L143 40V43L144 45H142V41H140ZM7 40V39H5ZM10 40V39H9ZM17 40V39H16ZM15 40V41H16ZM20 40V39H19ZM18 40V41H19ZM51 40V38L49 39ZM91 40V39H90ZM32 41V40H31ZM36 41V40H35ZM59 41V40H58ZM78 41V40H77ZM82 41V40H81ZM224 41V42H223ZM1 42V41H0ZM3 42V41H2ZM6 42V41H5ZM11 42V40L9 41ZM21 42V41H20ZM60 42V41H59ZM89 42V41H88ZM13 43V42H12ZM11 43V44H12ZM17 43V41H16ZM220 43V44H219ZM8 44V43H7ZM10 44V43H9ZM30 44V43H29ZM28 44V45H29ZM102 44V43H101ZM119 44V43H118ZM6 45V44H5ZM13 46H16V45H19V44H12ZM27 45V44H26ZM25 45V46H26ZM42 45V44H41ZM45 45V43H44ZM47 45V44H46ZM49 45V44H48ZM126 45V44H125ZM128 45V44H127ZM152 45V46H151ZM3 46V45H2ZM9 46V45H8ZM13 46H10V47H13ZM118 46V45H117ZM1 47V46H0ZM9 47V48H10ZM23 47V46H22ZM28 47V46H27ZM38 47V46H37ZM50 47V46H49ZM79 47V46H78ZM123 47V46H122ZM40 48V46H39ZM81 48V47H80ZM101 48V47H100ZM149 48H152V53L153 52H166L167 54L170 55V58H173V57H176L178 55H186L188 56V62H189V66L187 67H184L183 68H178L176 67V69H173V70H162L161 69V65L158 66V68L156 69H153L151 64H148L145 61L146 57H147V54L149 53ZM26 49V47L24 48ZM36 49V48H35ZM34 49V50H35ZM45 49V47H44ZM5 50H6V47H5ZM27 50V49H26ZM31 50V49H30ZM59 50V49H58ZM57 50V51H58ZM90 50V49H89ZM10 51V50H9ZM23 51V49H22ZM39 51V50H38ZM70 51V50H69ZM85 51V50H84ZM127 51V50H126ZM11 52H14V53H19V49H15L14 48V51L12 50ZM28 52V51H27ZM30 52V51H29ZM53 52H56V51H53ZM123 52V51H122ZM222 52V51H221ZM41 53V52H39ZM87 53V52H86ZM129 53V52H128ZM151 53V52H150ZM3 54V52L1 53ZM29 53H27L28 55ZM154 54V53H153ZM11 55V54H10ZM14 55V54H13ZM12 55V56H13ZM20 55V54H19ZM35 55V54H34ZM34 55L32 57H34ZM42 55V54H40ZM56 55V54H55ZM80 55V54H79ZM18 56V55H16ZM23 57V56H22ZM25 57V56H24ZM30 57V55H29ZM45 57V56H44ZM50 57V56H49ZM17 58V57H15ZM27 58V57H26ZM37 58V56H36ZM48 58V57H47ZM112 58V57H111ZM156 58V57H154ZM153 58V59H154ZM163 58V57H162ZM2 59V58H1ZM9 59V58H8ZM13 59V58H11ZM10 59V60H11ZM25 59V58H24ZM67 59V58H66ZM157 59V58H156ZM8 60V63L9 61ZM19 60V59H18ZM17 60V61H18ZM21 60V59H20ZM29 60V58H28ZM36 60V59H35ZM40 60V59H39ZM47 60V59H46ZM55 60V59H54ZM53 60V61H54ZM72 60V59H71ZM1 61V60H0ZM14 61H16L14 59ZM12 60V62H14ZM44 61V60H42ZM107 61V60H106ZM156 61V60H154ZM225 61V60H224ZM32 62V61H31ZM33 62H34V59H33ZM32 62V63H33ZM36 62V61H35ZM48 62V61H47ZM55 62V61H54ZM104 62V60H103ZM106 63V62H105ZM159 63V62H158ZM182 63V62H181ZM218 63V62H217ZM4 64V63H3ZM10 64V63H9ZM12 64H15V63H12ZM37 64V63H36ZM45 64V63H44ZM82 64V63H81ZM160 64V63H159ZM175 64V63H174ZM40 65V64H39ZM38 65V66H39ZM46 65V64H45ZM59 65V64H58ZM178 65H181V64H178ZM183 65H187V63H183ZM3 66V65H2ZM6 66H7V60H6ZM9 66V65H8ZM7 66V67H8ZM15 66V65H14ZM18 66V65H17ZM28 66V65H27ZM36 66V65H35ZM41 66V65H40ZM47 66V65H46ZM143 66H146L145 68H142ZM229 66V67H230ZM16 67V66H15ZM20 67V66H19ZM23 67V66H22ZM29 67V66H28ZM48 67V66H47ZM67 67V66H66ZM90 67V66H89ZM154 67V66H153ZM6 69V67H4ZM3 68V69H4ZM12 68V66L10 67ZM17 68V67H16ZM15 68V69H16ZM45 68V67H44ZM1 69V67H0ZM1 69V70H3ZM14 69V67L12 68ZM12 69L10 70L12 72ZM9 70V69H7ZM17 70V69H16ZM19 70V68H18ZM26 70V69H25ZM30 70V68H29ZM35 70V69H34ZM38 70V69H37ZM84 70V69H83ZM87 70V69H86ZM91 70V69H90ZM14 71V70H13ZM2 72V71H1ZM0 72V76L3 74V72L1 73ZM6 72V71H4ZM39 72V71H38ZM85 72V71H84ZM88 72V70H87ZM94 72V71H93ZM94 72V73H95ZM234 72V71H233ZM14 73V72H13ZM12 73V75H13ZM41 73V72H40ZM90 73V71H89ZM235 73V72H234ZM38 74V73H37ZM36 74V75H37ZM50 74V73H49ZM93 74V73H92ZM101 74V75H100ZM44 75V73H43ZM64 75V74H63ZM71 75V74H70ZM185 75L184 78H182V76ZM3 76V75H2ZM1 76V78H2ZM7 76V74H6ZM11 76V75H10ZM41 76V75H40ZM50 76V75H48ZM72 76V75H71ZM85 76V75H84ZM21 77V76H20ZM19 77V78H20ZM23 77V76H22ZM12 78V77H11ZM34 78V77H33ZM50 78V77H49ZM68 78V77H67ZM218 78V77H217ZM10 79V78H9ZM7 79V80H9ZM17 79V78H15ZM36 79V78H34ZM38 79V78H37ZM45 80V79H44ZM50 79H46V82L49 81ZM54 80V79H53ZM51 80V81H53ZM69 80V79H68ZM75 80V79H74ZM95 80V79H94ZM240 80V79H239ZM10 81V80H9ZM13 81V80H12ZM34 81V80H33ZM86 81V80H85ZM230 81V80H229ZM20 82V81H19ZM27 82V81H26ZM41 82V81H40ZM43 82V81H42ZM45 82V83H46ZM84 82V81H83ZM100 82V81H99ZM25 83V82H24ZM37 83V81H36ZM48 83V82H47ZM97 83V82H96ZM6 84V83H5ZM8 84V83H7ZM10 84L12 85L13 83L10 82ZM8 84V85H10ZM15 84V83H14ZM27 84V83H26ZM35 84V82H34ZM53 84V83H52ZM69 84H71V82H69ZM242 84V83H241ZM4 85V84H3ZM7 85V86H8ZM36 85V84H35ZM46 85V84H45ZM50 85V83H49ZM48 85V86H49ZM83 85V84H82ZM87 85V84H86ZM93 85V84H92ZM99 85V84H98ZM223 86H225L224 84H222ZM15 86V85H14ZM28 86V85H27ZM26 86V87H27ZM38 86H39V82H38ZM47 86V85H46ZM52 86V85H50ZM57 86V85H56ZM75 86V85H74ZM133 86V85H132ZM12 87V86H11ZM17 87V86H16ZM25 87V86H24ZM23 87V88H24ZM42 87V86H41ZM53 87V86H52ZM70 87V86H69ZM77 87V86H76ZM83 87V86H82ZM99 87V86H98ZM103 87V86H102ZM226 87V86H225ZM2 88H5L2 86ZM9 88V87H8ZM22 87H20L21 89ZM33 88V87H32ZM30 87V89H32ZM40 88V87H39ZM46 88V87H45ZM91 88V87H90ZM89 88V89H90ZM1 89V88H0ZM26 89V88H25ZM43 89H44V86H43ZM52 89V88H51ZM57 89V88H56ZM60 89V88H59ZM65 89V88H64ZM225 89L227 88H224V90H222L223 94H222V97L220 98V103L222 104L223 102V99H224V95H225ZM13 90V89H12ZM16 90V89H15ZM27 90V89H26ZM34 90V89H32ZM37 90V89H36ZM41 89H39L40 91ZM74 90V89H73ZM73 90H69L68 91H73ZM128 90V89H127ZM244 90V89H243ZM7 91V90H6ZM11 91V90H10ZM19 91V90H18ZM17 91V92H18ZM30 91V90H29ZM53 91H54V88H53ZM92 91V89H91ZM98 91V90H96ZM104 91V90H103ZM213 91V90H212ZM2 91L0 90V93ZM4 92V91H3ZM14 92V91H12ZM20 92V91H19ZM22 92V91H21ZM19 93L22 95V93ZM31 92V91H30ZM45 92V91H43ZM58 92V90H57ZM61 92V91H60ZM109 92V91H108ZM214 92V91H213ZM6 93V92H5ZM29 93V92H27ZM59 93V92H58ZM71 93V92H70ZM100 94L102 93V90H100L99 92ZM248 93V92H247ZM4 94V93H2ZM1 94V95H2ZM15 93H13L14 95ZM32 94V93H31ZM30 94V96H31ZM38 94L41 95V92ZM45 94V93H44ZM47 94V93H46ZM51 94V92H50ZM62 94V92H61ZM87 94V93H86ZM99 94V95H100ZM213 94V93H212ZM12 95V94H11ZM10 95V96H11ZM17 95V93L15 94V96ZM20 95V96H21ZM24 95V94H23ZM29 95V94H27ZM34 95V94H33ZM49 96V94H47ZM59 95V94H58ZM67 95V94H66ZM107 95V93H106ZM3 96V95H2ZM5 96V95H4ZM14 96V97H15ZM37 96V95H36ZM39 96V95H38ZM60 98H61V95H59ZM9 96L7 95V98ZM12 96V98H14ZM23 97V96H22ZM21 97V98H22ZM87 97V96H86ZM11 98V97H10ZM19 98V97H18ZM27 98V97H26ZM31 98V97H30ZM34 97H32L33 99ZM45 98H47L45 96ZM72 97H70L71 99ZM237 94H236V91L234 89V86H231V96L229 97V99H232V103H233V106L237 103ZM1 99V97H0ZM3 99V97H2ZM9 99V98H8ZM17 99V98H16ZM24 99V98H23ZM22 99V100H23ZM29 99V98H28ZM44 100V98H42ZM11 100V99H9ZM8 100V101H9ZM15 101V99H13ZM19 100V99H17ZM37 100H40V99H37ZM62 100V99H61ZM86 100V99H85ZM225 100V99H224ZM41 101V100H40ZM63 101V100H62ZM217 101V100H216ZM2 102V101H1ZM17 102V101H16ZM34 102V101H33ZM39 102V101H37ZM49 101L46 100V102L44 103H48ZM86 102V101H85ZM99 102V101H98ZM101 102V101H100ZM14 103V102H13ZM28 103V102H27ZM43 103V104H44ZM61 103V102H60ZM11 104V103H10ZM17 104V103H16ZM19 104V103H18ZM17 104V105H18ZM22 104V103H21ZM33 104V103H32ZM41 104V103H40ZM58 104V103H57ZM56 104V105H57ZM63 104H66V103H63ZM62 104V105H63ZM213 104V103H212ZM3 105V104H1ZM0 105V106H1ZM7 107H8V104H6ZM12 105V104H11ZM14 105V104H13ZM12 105V106H13ZM23 105H25L23 103ZM30 105V104H29ZM35 105H36V101H35ZM39 105V104H37ZM49 105V104H48ZM47 105V106H48ZM60 105V104H59ZM87 105V104H86ZM92 105V104H91ZM90 105V106H91ZM231 106V104H229ZM15 106V105H14ZM20 106V104L18 105ZM16 106V107H18ZM26 106V105H25ZM31 106V105H30ZM42 106V105H41ZM3 107V106H1ZM5 107V105H4ZM88 107V106H87ZM93 107V106H92ZM85 108L83 105H78L75 103V109L74 111L77 112L79 115L83 113H86L88 116H96V113H97V110H94V107L93 108ZM215 107V106H214ZM11 108V107H10ZM43 108V107H42ZM41 108V109H42ZM218 108V107H217ZM19 109V108H18ZM31 109V108H30ZM87 109V110H86ZM173 109V115L171 116L172 117V120H171V124H167L166 125V128H163L161 134L155 136L156 138H153L154 135H156L158 132H156L158 129H160V124L159 121L162 119V118H165V111L167 110H171ZM215 109V108H214ZM10 110V109H9ZM14 110V109H13ZM12 110V111H13ZM17 110V109H15ZM32 110V109H31ZM38 110V109H37ZM46 110V109H45ZM50 110V109H49ZM22 111V110H20ZM24 111V110H23ZM52 111V110H51ZM69 111V110H68ZM217 111V110H216ZM16 112V111H15ZM14 112V113H15ZM44 112V111H43ZM214 112V111H212ZM220 112V110H219ZM22 113V112H21ZM57 113V112H56ZM60 113V112H59ZM68 113V112H67ZM66 113V114H67ZM71 113V112H70ZM218 113V112H217ZM33 114V113H32ZM49 114V113H48ZM72 114V113H71ZM11 115V114H10ZM21 115V114H20ZM25 115V114H24ZM47 115V114H46ZM231 115V114H230ZM28 116V115H27ZM32 115L30 114V117ZM34 116V115H33ZM40 116V115H39ZM18 117V116H17ZM24 117V116H23ZM38 117V116H37ZM41 117L40 118L42 121H44L43 119V116L41 114ZM50 117V116H49ZM56 117V115L54 116ZM69 117V116H68ZM71 117V116H70ZM69 117V118H70ZM81 117V116H80ZM21 118V117H20ZM26 118V117H25ZM48 118V117H47ZM53 118V117H51ZM68 118V119H69ZM79 118V117H78ZM210 118V117H209ZM17 119V118H16ZM19 119V118H18ZM22 119V118H21ZM34 119V118H32ZM40 119H37L36 118V121L40 120ZM55 119V118H54ZM219 119V118H216V120ZM9 120V119H8ZM11 120V119H10ZM24 120V118H23ZM29 120V119H28ZM51 120V119H50ZM98 120V119H97ZM4 121V120H3ZM15 121V120H14ZM18 121V120H17ZM20 121V120H19ZM22 121V120H21ZM33 121V120H31ZM48 121V119L46 120ZM70 121V120H69ZM236 116H235V113L234 111L232 110V115H231V120L230 122L228 123V125L226 126V132H225V141H224V145L225 147H230L232 148V146H238L239 147V152L242 153L240 154L238 157L236 155V157L234 156H227V150H222L221 154H217L216 158V165L214 166H217V171L219 170V173L220 175L225 179V181L227 182V186L229 188H234L233 186H236L238 183L235 182V176L241 180H243V185L239 186V188L241 187L242 189H244V191L246 192H249L252 196L254 195H259L261 200L264 201V170L260 169L259 167H255V165L253 166V164L251 165L249 160H248V154L249 155H252V153L254 154V152H251V148L249 149V145L248 143L245 144L244 143V139L242 135L243 133H241L242 131H240L238 129V125L239 123L236 122ZM28 122V121H27ZM111 122V121H110ZM197 122V123H198ZM210 122V121H209ZM218 121H216V124H217ZM212 123V122H211ZM4 124V123H3ZM2 124V125H3ZM13 124V123H12ZM46 124V123H43V125ZM15 125V124H14ZM17 125V124H16ZM22 125V124H21ZM25 125V124H23ZM27 125H30V124H27ZM41 125V124H40ZM207 125V124H205ZM213 125V124H212ZM13 126V125H12ZM9 125V128L12 127ZM48 126V125H47ZM50 126V125H49ZM76 126V125H75ZM217 125H215L216 127ZM8 127V126H7ZM33 127V126H32ZM35 127V126H34ZM39 127V126H37ZM41 127V126H40ZM39 127V128H40ZM45 127V126H43ZM209 127V126H208ZM207 127V128H208ZM212 127V126H211ZM21 128V127H20ZM19 128V129H20ZM23 128V127H22ZM46 128V127H45ZM49 128V127H48ZM47 128V129H48ZM107 128V127H105ZM115 128V127H114ZM199 128V127H198ZM206 128V129H207ZM18 129V128H17ZM31 129V128H30ZM46 129V130H47ZM50 129V128H49ZM109 129V128H107ZM192 129V128H191ZM189 129L188 132H191L192 130ZM206 129H205V132H206ZM209 129V128H208ZM211 129V128H210ZM23 129H21L22 131ZM36 130V128H35ZM43 130V129H42ZM213 130V129H212ZM248 130V131H249ZM15 131V130H14ZM13 131V132H14ZM18 131V130H17ZM24 132L25 129L23 130ZM202 131V129H201ZM8 132V131H7ZM11 132V131H10ZM51 133V131H48ZM208 132V131H207ZM206 132V133H207ZM213 132V131H212ZM36 133V132H35ZM246 133V132H245ZM19 134V133H18ZM24 134V133H23ZM30 134V133H28ZM27 134V135H28ZM211 134V133H210ZM255 134V135H254ZM17 135V134H16ZM26 135V134H25ZM31 135V134H30ZM29 135V136H30ZM34 135V134H33ZM136 135H138L139 137H142L141 139H139ZM183 135V134H182ZM21 136V135H20ZM180 136V135H178ZM188 136V134H187ZM17 137V136H16ZM22 137V136H21ZM21 137L19 138V140L21 139ZM24 137V135H23ZM102 137V136H101ZM159 137V138H158ZM207 137V136H206ZM246 137V138H247ZM13 138V136H12ZM18 138V137H17ZM27 138V136H26ZM66 138V137H65ZM211 138V135L209 137V139ZM259 138L261 139L260 142L258 141ZM32 139H33V136H32ZM31 139V140H32ZM52 139V138H50ZM58 139V138H57ZM16 140V139H15ZM22 140V139H21ZM183 140V139H182ZM186 140V139H185ZM30 141V140H29ZM40 140L36 139V142H39ZM187 141V140H186ZM15 142V141H14ZM19 142V141H18ZM28 142V141H26ZM31 142H34L33 140ZM42 142V140H41ZM174 142V141H173ZM213 142V141H211ZM252 142V144H253ZM21 143V142H20ZM210 143V142H209ZM13 144V143H12ZM30 144V143H28ZM33 144V143H32ZM42 144V143H41ZM46 144V143H45ZM255 144V143H254ZM9 145V144H8ZM21 145V144H19ZM34 145V144H33ZM38 146V144H36ZM44 145V144H43ZM65 145V144H64ZM222 145V144H221ZM248 145V146H247ZM23 146V145H22ZM22 146H19V147H22ZM35 146V145H34ZM45 146V145H44ZM154 146V145H153ZM257 146V145H256ZM18 147V146H17ZM25 147H26V144H25ZM24 147V149H25ZM207 147V146H206ZM258 147V146H257ZM27 148V147H26ZM36 148V147H35ZM147 150L151 149V147H149L147 145ZM252 148H254L252 146ZM28 149V148H27ZM31 149V148H30ZM44 149H48V148H44ZM159 149V148H158ZM249 149V150H248ZM256 149V152H257V148H254ZM13 150V149H12ZM16 150V149H15ZM38 149L36 148V151ZM40 150V149H39ZM51 150V149H50ZM137 150V149H136ZM204 150V149H203ZM209 151V149H207ZM259 150V149H258ZM24 151V150H23ZM26 151V149H25ZM34 151V149H33ZM48 151V150H47ZM135 151V150H134ZM38 152V151H37ZM46 152V151H45ZM44 152V154H45ZM53 152V151H52ZM51 152V153H52ZM168 152V153H167ZM170 152V153H169ZM237 152V153H239ZM9 153V152H8ZM22 153V152H21ZM28 153V152H27ZM30 153V151H29ZM152 153V152H151ZM220 153V152H219ZM224 153V154H223ZM23 154V153H22ZM25 154V153H24ZM33 154V153H31ZM48 154V153H47ZM50 154V153H49ZM159 154V153H158ZM183 154V153H182ZM204 154V152H203ZM256 154V153H255ZM5 155V154H4ZM8 155V154H7ZM42 155V154H40ZM201 155V154H200ZM206 155V154H205ZM233 155V153L231 154ZM257 155V154H256ZM56 156V154H55ZM54 156V157H55ZM132 156H136V154H132ZM152 157V155H150ZM176 156V155H175ZM181 156V155H180ZM180 156H176L177 158L180 157ZM25 157V156H24ZM27 157L29 158V156L27 155ZM26 157V158H27ZM32 157L31 156V160H32ZM42 157V156H41ZM40 157V158H41ZM62 157V156H61ZM60 157V158H61ZM141 157V155H140ZM203 157V156H202ZM254 157V155H253ZM20 158V157H19ZM25 158V159H26ZM36 158V157H35ZM39 158V157H38ZM44 158V157H43ZM42 158V159H43ZM47 158V156H46ZM52 158V156H51ZM56 158V157H55ZM182 158V157H181ZM184 158V157H183ZM201 158V157H200ZM257 158V157H255ZM1 159V158H0ZM41 159V160H42ZM116 159V158H115ZM130 159V158H129ZM162 159V161H160ZM165 159V158H164ZM204 159V158H203ZM208 159V158H207ZM253 159V158H252ZM24 160V159H23ZM30 160V161H31ZM37 160V158H36ZM47 160V159H46ZM52 160V159H51ZM58 160V158H57ZM73 160V159H71ZM142 165L140 166L136 159L135 160H132V168H134L135 170H139L142 168V167H146L147 165V162L148 164H151V161L152 160H149V161H145L146 160V155H143L142 156ZM139 160V161H140ZM26 161V160H25ZM24 161V162H25ZM29 161V160H28ZM33 161V160H32ZM75 161V160H73ZM122 161H123V158H122ZM166 161V160H165ZM202 161V160H201ZM256 161V160H255ZM254 161V162H255ZM167 162V161H166ZM173 162V161H172ZM264 162V161H263ZM27 163V162H26ZM36 163V162H34ZM49 163V162H48ZM131 163V161H130ZM24 164V163H23ZM29 164V163H28ZM171 164V163H170ZM257 164V163H256ZM116 165V164H115ZM167 165V164H166ZM211 165V164H210ZM259 165V164H258ZM30 166V165H29ZM35 166V165H34ZM41 166V165H39ZM38 166V167H39ZM45 166V165H44ZM49 166V165H48ZM162 166V165H161ZM165 166V165H164ZM42 167V166H41ZM260 167H262L260 165ZM22 168V167H21ZM36 168V167H35ZM127 168V167H126ZM125 168V169H126ZM130 168V167H128ZM149 168V167H148ZM6 169V168H5ZM12 169V168H11ZM25 169V168H24ZM33 169V167L31 168ZM45 169V168H44ZM106 169V168H105ZM147 169V168H146ZM151 169V168H150ZM10 170V169H9ZM37 170V169H36ZM46 170V169H45ZM56 170V169H55ZM58 170V169H57ZM108 170V169H107ZM118 170V172H117ZM128 170V169H127ZM126 170V171H127ZM132 170V169H130ZM158 170V171H156ZM161 170V169H160ZM202 170V169H200ZM214 170H216V168H214ZM24 171V170H23ZM26 171V170H25ZM28 171V170H27ZM34 170H32L33 172ZM38 171V170H37ZM40 171V170H39ZM38 171V172H39ZM150 171V170H149ZM11 172V171H9ZM21 172V171H20ZM37 172V173H38ZM7 173V172H5ZM45 173V171H44ZM47 173V171H46ZM56 173V172H55ZM102 173V172H101ZM108 173V172H107ZM192 173V174H193ZM197 173V172H196ZM195 173V174H196ZM3 174V173H2ZM1 174V175H2ZM10 174V173H9ZM12 174V173H11ZM21 174H23L21 172ZM113 174H116L115 177L118 176V178H116V181L114 179H112V175ZM215 174V173H214ZM6 175V174H4ZM8 175V174H7ZM29 175V174H28ZM40 175V174H39ZM104 175V174H103ZM218 175V174H217ZM18 176L15 175V177ZM22 176V175H21ZM25 176V175H24ZM123 176V175H122ZM219 176V175H218ZM10 177V175H9ZM8 177V178H9ZM31 177V176H30ZM45 177V175H44ZM103 177V176H102ZM185 177V178H186ZM222 177H219L222 178ZM2 178H4L2 176ZM12 178V176H11ZM25 178V177H24ZM46 178V177H45ZM52 178V177H51ZM124 178V177H123ZM222 178V179H223ZM7 179V178H6ZM184 179V178H183ZM223 179V180H224ZM2 180V179H1ZM5 180V178H4ZM10 180V179H9ZM39 180V178H38ZM64 180V179H63ZM86 181V179H84ZM120 180V179H119ZM161 180V179H159ZM7 181V180H6ZM82 181V180H81ZM121 181V180H120ZM119 181V183H120ZM170 181V180H169ZM174 181V180H173ZM184 181V180H182ZM4 183V181H2ZM101 182V181H100ZM134 182V181H133ZM176 182V184H177ZM235 182V183H234ZM23 183V182H22ZM32 183V182H31ZM44 183V182H43ZM73 183V182H72ZM164 183V182H163ZM208 183L210 184L211 181L209 180L206 184L208 185ZM223 183V182H222ZM168 184V183H167ZM190 184V183H189ZM205 184V186H206ZM73 185V184H72ZM172 185V184H171ZM170 185V186H171ZM179 185V183L177 184ZM188 185V184H187ZM191 185V184H190ZM223 185H226L223 183ZM4 188H7L8 191L9 189H11V187L8 185V183H4ZM54 186V185H53ZM94 186V185H93ZM98 186V185H97ZM173 186V185H172ZM181 186V185H180ZM226 186V187H227ZM10 187V188H9ZM24 187V186H23ZM55 187V186H54ZM65 187V186H64ZM72 187V186H71ZM75 187V186H73ZM116 187V186H114ZM117 187H118V184H117ZM164 187V185H163ZM211 186H209V189H210ZM78 188V187H77ZM95 188V187H94ZM172 188V187H171ZM174 188V187H173ZM172 188V189H173ZM181 188V187H180ZM27 189V188H25ZM74 189V188H73ZM81 189V188H79ZM112 189V187H111ZM117 189V188H116ZM176 189V192L174 193V196L170 199V201L166 204L165 207L163 208H159V212L158 214L160 213H163L164 215L167 214L168 217H174L176 214H178L179 212H184L185 215H191L192 216V220L190 222H187L185 220V223L184 225H182L181 223V226L179 227H182L183 229L189 231V232H192V231H195V228L197 227L198 225V219L196 218V216L198 215L199 216V211L196 210L195 212L196 213H192V211L190 210V207L191 205L193 204L192 202V199L194 198V195H193V190H191V187L187 188V189H183V190H178L179 188H175ZM207 189V190H209ZM231 189L229 191H231ZM72 190V189H71ZM110 190V188H109ZM127 190L129 191H132V192H127ZM163 190V189H162ZM234 190V189H233ZM24 191V190H23ZM69 191V189H68ZM113 191V190H112ZM193 191V192H192ZM228 191V190H227ZM239 191V190H238ZM12 192V191H11ZM16 193V191H14ZM49 192V191H48ZM81 192V194H82ZM115 192V191H113ZM212 192V191H211ZM233 192V191H231ZM240 192V191H239ZM57 193V192H56ZM72 193V191H71ZM73 193V194H74ZM91 193V192H90ZM159 193V192H158ZM213 193V192H212ZM236 193V192H235ZM241 193V192H240ZM248 193V194H249ZM25 194H28V193H25ZM48 194V193H47ZM58 194V193H57ZM68 194V192H67ZM160 194V193H159ZM94 195V194H93ZM112 195V196H111ZM152 195V194H151ZM203 195V193L201 194ZM216 195V193H215ZM229 195V194H228ZM236 195V194H235ZM240 195V194H239ZM29 198L32 197V194H29L28 195ZM46 196V195H45ZM56 196V195H54ZM59 196V195H58ZM57 196V197H58ZM137 196V195H136ZM140 196V195H139ZM211 204H209L208 206V210L206 212V214H202L203 212L201 211V215L199 216V218L201 217V219H204V220H209L210 221V225L213 227L214 231L222 238L223 241L226 242V249H228V251L232 252L233 256L235 257L234 260H236L239 264H264V260L263 261H260L258 258L259 256H256L255 253H258L259 254V251H255L254 248L251 249L252 247H250L251 243L249 244V241H245L244 238V242H243V246L245 247H241V246H238V244L235 243L234 241V238H232V230L230 231V229L228 228L229 226L226 225L225 221L222 219V215H221V212H220V207H219V202L216 201V199L214 200L213 198L215 197L214 195H211ZM243 196V195H241ZM247 196V195H246ZM245 196V197H246ZM68 197V196H67ZM66 197V198H67ZM106 197V198H105ZM152 197V196H151ZM150 197V198H151ZM170 197V196H169ZM168 197V198H169ZM240 197V196H239ZM257 197V196H256ZM255 197V198H256ZM26 198V197H25ZM65 198V199H66ZM128 198V197H127ZM138 198V196H137ZM258 198V197H257ZM68 199V198H67ZM132 199V198H131ZM136 199V197L134 198ZM218 199V197H217ZM227 199V198H226ZM244 199V198H243ZM246 199V198H245ZM22 200V199H21ZM49 200V199H48ZM51 200V199H50ZM53 200V199H52ZM57 199H54V201H52V205H49L47 207V211L45 210L44 214H41V216L43 215L45 217L50 218L52 220L54 219H59V217H61V214L63 212H61V205H62V199H61V205L58 203V202H55ZM70 200V199H69ZM68 200V201H69ZM106 200V201H105ZM166 200V199H165ZM164 200V201H165ZM221 200V199H220ZM218 200V201H220ZM229 200V199H228ZM23 201V200H22ZM81 201L84 202V205L81 204ZM209 201H210V197H209ZM233 201V200H232ZM235 201V200H234ZM245 201V200H244ZM248 201V200H247ZM259 201V200H258ZM88 202V203H87ZM167 202V201H166ZM221 202V201H220ZM230 202V201H229ZM80 203V204H79ZM134 203V202H133ZM132 203V204H133ZM232 203V202H231ZM236 203V206L235 208L237 207L239 211H244L246 212L248 215V217H250L252 220L256 221V222H261L263 223V227H264V215H263V211L260 210L261 208L256 209L251 207V205H248L246 204L245 202L243 203V201H239L237 203V201H235ZM256 203V201H255ZM44 204V203H43ZM43 204H42V207H43ZM76 204H79L80 206L82 205L83 209H84V206L85 205H88L87 210H85V213H86V216H85V219L86 217H88V219H86V223L84 224V227L82 228V232H79V225L81 223L82 220V215H83V209L82 211L80 210L81 208L79 207V205H76ZM135 204V203H134ZM222 204V203H221ZM229 204V203H228ZM253 204V203H251ZM261 204V203H260ZM28 205V204H27ZM46 205V204H45ZM60 205V206H59ZM163 205V204H161ZM227 205V204H226ZM233 205V203H232ZM259 205V204H258ZM257 205V206H258ZM262 205V204H261ZM29 206V205H28ZM64 206V205H63ZM62 206V208H63ZM67 206V205H66ZM78 208V211L77 213H74ZM222 206V205H220ZM229 206V205H228ZM260 206V205H259ZM263 206V205H262ZM31 208V207H30ZM40 208H41V204H40ZM129 209H131L130 206H128ZM195 208V207H194ZM232 208V206H231ZM233 208H234V205H233ZM39 209V207H38ZM42 209H45V208H42ZM41 209V210H42ZM74 209V210H73ZM90 209H93V212H91L92 214H88V211ZM122 209V208H121ZM263 209V208H262ZM37 210V209H36ZM40 209L37 210L36 212L37 213H40L41 211ZM66 210V209H64ZM74 211L73 214L71 215V218L73 220L74 218V221L70 224L69 222V217L68 215L70 214L71 211ZM133 210V209H132ZM231 210V209H230ZM257 210V211H256ZM112 211V212H111ZM118 211V210H116ZM120 211V210H119ZM118 211V212H119ZM235 211V210H234ZM136 212V211H135ZM238 212V211H237ZM237 212H234V213H237ZM263 212V213H262ZM34 213V211H33ZM121 214V213H120ZM240 214V213H239ZM245 214V213H243ZM243 214H240V215H243ZM127 215V214H126ZM129 215V214H128ZM134 215V214H133ZM155 215V213H154ZM234 215V214H233ZM33 216V215H32ZM40 216V218H41ZM42 216V217H43ZM125 216V215H124ZM224 216V215H223ZM235 216V215H234ZM238 216V215H237ZM236 217V216H235ZM244 217L246 218V216L244 215ZM15 218V217H14ZM18 218V217H17ZM39 218V220H41ZM96 218V220L101 221L103 219H105V222L102 221L97 223L98 225H93V220ZM129 218H132V217H129ZM165 218V217H164ZM178 218V217H177ZM183 218V217H182ZM191 219V218H190ZM247 219V218H246ZM50 220V221H52ZM131 220V219H130ZM177 220V219H176ZM227 220V219H226ZM235 220V219H234ZM238 220V219H237ZM249 219H247L248 221ZM12 221V220H11ZM129 221V220H128ZM158 221V220H157ZM174 221V220H173ZM181 221V220H179ZM184 221V220H183ZM208 221V222H209ZM241 221V220H240ZM8 222H10L8 220ZM7 222V223H8ZM16 223H20L17 222L16 220L14 221ZM40 222V221H39ZM43 222V219L42 221ZM40 222V223H41ZM148 222V221H147ZM170 222V221H169ZM176 222V221H175ZM203 222V221H202ZM231 222V221H230ZM250 222V221H249ZM39 223V224H40ZM50 223V222H49ZM48 223V224H49ZM84 223V221H83ZM129 223V222H128ZM173 223V222H172ZM229 223V222H227ZM238 223V222H237ZM236 223V224H237ZM240 223V222H239ZM242 223V222H241ZM251 223V222H250ZM258 223V224H259ZM261 223L259 225H261ZM38 224V223H37ZM47 224V226H48ZM92 224V225H91ZM146 224V223H145ZM149 224V222H148ZM155 224V223H154ZM159 224V223H158ZM157 224V225H158ZM164 224V223H163ZM234 224V223H232ZM3 225V224H2ZM11 230L9 231H12V233L14 232V230L16 231V233L13 235V236H20L19 235V232H17V228L15 225H13L11 223ZM46 225V224H45ZM91 225V226H90ZM135 225V224H134ZM156 225V224H155ZM165 225V224H164ZM170 225V224H169ZM172 225V224H171ZM176 225V224H174ZM230 225V224H229ZM255 225V224H253ZM39 226V227H38ZM50 226V225H49ZM90 226V227H89ZM121 226V225H120ZM235 226V225H234ZM4 227V226H3ZM54 227V226H53ZM55 227V228H56ZM89 227V228H88ZM135 227V226H134ZM137 227V226H136ZM140 227V226H138ZM150 227V226H149ZM152 227V226H151ZM177 227V226H176ZM262 227V226H261ZM26 228V227H24ZM22 228V229H24ZM145 228V227H143ZM142 228V230H143ZM159 228V227H158ZM174 228V227H173ZM244 228V227H243ZM258 228V226H257ZM123 229V228H122ZM133 229V227H132ZM138 229V228H137ZM152 230H154V228H151ZM161 229V228H160ZM167 229V228H166ZM175 229V228H174ZM178 229V228H177ZM120 230V229H119ZM136 230V229H135ZM134 230V231H135ZM168 230V229H167ZM239 230V229H238ZM241 230V229H240ZM239 230V231H240ZM260 230V228L258 229ZM1 231V230H0ZM20 231H21V227H20ZM69 231V233L67 232ZM131 231V230H130ZM149 232V230H147ZM146 231V232H147ZM159 231V230H158ZM186 231V232H187ZM213 231V232H214ZM242 231V230H241ZM264 232V230H262ZM23 232V230H22ZM52 232V233H53ZM142 232V231H140ZM144 232V231H143ZM147 232V233H148ZM169 232V231H167ZM167 232L166 230L163 231L161 233V239L156 241L158 243V245L156 246L155 249L153 250H150L148 251V249L146 250H142L141 253L137 252L140 254V256L136 259L135 262H133L132 264H145L146 262V259L150 258V259H156V258H159V257H165V256H168L170 255V251H165L164 254L162 255L159 251L160 249V246L159 244L160 243H163L164 241L163 240H166L167 238ZM175 232V231H174ZM261 232V231H259ZM262 232V233H263ZM31 233V232H30ZM58 233V234H57ZM62 233V234H61ZM65 233V234H64ZM127 233V232H126ZM152 233V231H151ZM155 233V232H154ZM157 233V231H156ZM194 233V232H193ZM214 233V234H216ZM241 232H239L240 234ZM21 234V233H20ZM25 234V232H24ZM32 234V233H31ZM128 234V233H127ZM131 234V233H129ZM128 234V235H129ZM138 234V233H137ZM159 234V233H158ZM182 234V233H181ZM180 236H183L181 235ZM186 234V233H184ZM216 234V235H217ZM238 234V235H239ZM254 234V232H253ZM257 234V233H256ZM30 235V234H28ZM43 235V237L41 236ZM147 235V234H146ZM149 235V234H148ZM147 235V236H148ZM154 235V234H153ZM196 235V233L194 234V236ZM215 235V236H216ZM235 235V234H234ZM244 234H242L243 236ZM264 235V233H263ZM4 236V235H3ZM22 236V235H21ZM20 236V238H21ZM52 236V235H51ZM176 236V235H175ZM179 236V234H178ZM217 236V238L219 237ZM246 236V235H245ZM254 236V235H253ZM7 237V236H6ZM27 237V236H26ZM50 237V236H49ZM137 237H140V236H137ZM145 237V236H144ZM151 237V236H149ZM172 237V236H171ZM198 235H196V237H191L190 240H188V244H186V246L184 245V247L182 246L181 247V251L179 254H177L178 256H183L185 251L184 249H188V246L190 245L191 247V255L189 256V260H188V263L186 261L187 264H193V257L195 256V253H197L198 250H202V247H199L200 243L198 244V240L201 239L199 237L198 239ZM236 239H240V238H237V235L235 236ZM244 237V236H243ZM248 237V236H247ZM255 237V236H254ZM263 237V236H262ZM24 238V237H23ZM112 238V236H111ZM114 238V237H113ZM112 238V239H113ZM116 238V237H115ZM4 240H2V238H0V244L2 242L5 241V238H3ZM14 237L12 238L11 236L8 238L9 241H12L11 243L13 244V240ZM30 239V238H29ZM77 239V240H76ZM82 239H85L84 242H81ZM141 239V238H140ZM242 239V238H241ZM250 239V238H249ZM253 239V238H252ZM258 239V238H256ZM7 240V239H6ZM39 240V239H38ZM64 240V241H63ZM114 240V239H113ZM137 240V239H135ZM219 240V239H218ZM247 240V239H246ZM77 241V242H76ZM116 241V240H115ZM133 241V240H132ZM140 241V240H139ZM168 241V240H167ZM180 241V240H179ZM201 241V240H200ZM238 241V240H237ZM241 241V240H240ZM251 241V240H250ZM254 241V240H252ZM6 242V241H5ZM16 242H17V239H16ZM117 242V241H116ZM115 242V243H116ZM125 242H126V239H125ZM142 242V240H141ZM149 241H145V243L143 242V245L142 247H144V245L148 244ZM261 242V241H260ZM264 242V241H263ZM7 243V242H6ZM37 243V242H36ZM113 242V244H115ZM170 243V242H169ZM168 243V244H169ZM180 243V242H179ZM220 243V242H219ZM241 243V242H239ZM259 243V242H257ZM5 243H3V246H4ZM10 244V243H9ZM48 244V243H47ZM112 244V245H113ZM132 244V242H131ZM138 244V243H136ZM150 244V243H149ZM167 244V245H168ZM256 244V243H255ZM8 245V244H7ZM18 245V246H17ZM30 245V242H28V240L26 241L25 239H21V241L19 240V243H16V246L18 248H27L29 247ZM37 245V244H36ZM106 245V244H105ZM109 245V244H108ZM119 245V244H118ZM164 245V244H163ZM172 245V243L170 244ZM174 245V244H173ZM203 245V247L205 246L204 244H201ZM254 244H252L253 246ZM259 245V244H258ZM262 245V244H260ZM15 246V247H16ZM50 246V245H49ZM55 246V245H54ZM53 246V248H54ZM60 246V245H58ZM57 246V247H58ZM134 245V247H132V251L134 252L135 250L139 251V248L138 246ZM140 246V245H139ZM153 246V245H152ZM180 246V244H179ZM221 246V245H220ZM257 246V245H256ZM255 246V247H256ZM5 247V246H4ZM7 247V246H6ZM39 247V246H38ZM52 247V246H50ZM76 249H74V248ZM102 247V246H101ZM127 247V246H126ZM138 247V248H137ZM141 247V248H142ZM163 247V246H162ZM206 247V246H205ZM209 247V246H208ZM211 247V246H210ZM258 247V246H257ZM264 247V245H263ZM36 248V246H35ZM41 248V247H40ZM63 248V247H62ZM73 248V249H72ZM98 248V247H97ZM104 248V247H103ZM106 248V247H105ZM110 248V247H109ZM114 248V247H112ZM118 248V247H117ZM116 248V249H117ZM119 248H121L119 246ZM124 248V247H123ZM134 248V249H133ZM149 248V247H148ZM164 248V247H163ZM167 248V247H166ZM169 248V246H168ZM172 248V247H171ZM199 248V249H198ZM222 248V247H221ZM260 248V246H259ZM262 248V247H261ZM2 249V248H1ZM0 249V250H1ZM14 249V246H11V248L8 250L10 251V253L8 254V257L11 255V252L13 251ZM31 249V248H30ZM39 249V248H38ZM44 249V247H43ZM48 249V248H47ZM130 249V248H129ZM165 249V248H164ZM174 249V248H173ZM190 249V248H189ZM215 249V248H214ZM217 249V248H216ZM215 249V250H216ZM256 249V248H255ZM263 249V248H262ZM22 250V249H21ZM29 250V249H27ZM34 250V249H33ZM40 250V249H39ZM38 250V251H39ZM107 250V249H106ZM110 250V249H109ZM121 249H119L120 251ZM141 250V249H140ZM175 250V249H174ZM204 251V254L206 258H203L202 260H200L198 262V264H225L224 263V259L223 261H219L218 263V260H216L213 256L211 255V250L209 248L208 251H206L207 249H203ZM223 250V249H222ZM250 250H254L255 253L253 254ZM257 250V249H256ZM261 250V249H260ZM41 251V255L42 254H45L43 253L44 250H40ZM39 251V252H40ZM50 251V250H49ZM57 251V250H56ZM100 251V250H99ZM105 251V250H104ZM111 251V250H110ZM114 251V250H113ZM118 251V252H119ZM226 251V250H225ZM224 251V252H225ZM262 251V250H261ZM3 252V251H2ZM6 252V251H5ZM34 252V251H33ZM31 253L30 254V259L31 261H33V254L34 253ZM54 252V251H52ZM65 252V251H63ZM107 252V251H106ZM117 252V251H116ZM117 252V254H118ZM123 252V251H122ZM126 252V250H125ZM124 252V254H126ZM129 252V251H128ZM127 252V253H128ZM208 252V253H207ZM218 252V251H217ZM229 252V253H230ZM263 252V251H262ZM37 253V252H36ZM47 253V251H46ZM62 253V252H60ZM93 253V254H92ZM111 253V252H110ZM113 253V252H112ZM188 253H190L188 251ZM214 253V252H213ZM220 253H223L220 252ZM219 253V254H220ZM228 253V254H229ZM48 254V253H47ZM46 254V255H47ZM58 254V253H57ZM107 254V253H106ZM121 253H119L120 255ZM123 254V255H124ZM138 254V255H139ZM217 254V253H216ZM215 254V255H216ZM226 254V253H225ZM224 254V255H225ZM36 255V254H35ZM44 256V257H47V256ZM50 255V254H49ZM59 255V254H58ZM61 255V254H60ZM135 255V254H133ZM174 256V257H177ZM218 255V254H217ZM260 255V254H259ZM2 256V255H0ZM39 256V255H38ZM64 256V255H63ZM114 257V253L112 255ZM111 256V257H112ZM129 258L131 259L132 257H137L136 256H132L131 255V251L129 252ZM132 256V257H131ZM171 256V255H170ZM219 256V255H218ZM226 256V255H225ZM262 258H264L262 255ZM39 257H42V256H39ZM59 257V256H58ZM112 257V258H113ZM128 257V256H127ZM220 257V256H219ZM228 257V256H227ZM232 257V255H231ZM35 258V257H34ZM49 258V257H48ZM103 258V257H102ZM101 258V260H102ZM105 258V257H104ZM108 258V257H107ZM111 258V259H112ZM116 259V256L114 257ZM113 258V259H114ZM122 258V257H121ZM162 258V259H163ZM169 258V257H168ZM172 258V256H171ZM213 258L217 261H214ZM217 258V256H216ZM221 258V257H220ZM230 258V257H229ZM9 259V258H7ZM42 259V258H40ZM46 258H44L45 260ZM73 259V258H72ZM75 259V258H74ZM73 259V261H74ZM84 259V258H83ZM81 259V260H83ZM112 259V261H114ZM126 259V258H125ZM129 259V260H130ZM218 259V258H217ZM233 259V258H232ZM43 260V259H42ZM43 260V261H44ZM54 259L50 258V260H45V262L47 261V263L49 262V264H54ZM76 260V259H75ZM119 260V259H118ZM117 260V261H118ZM123 261V259H121ZM132 260V259H131ZM135 260V259H134ZM199 260V259H198ZM4 261V260H3ZM35 261V260H34ZM70 261V260H68ZM72 261V260H71ZM127 261H128V258H127ZM126 261V262H127ZM145 261V262H144ZM155 261V260H154ZM164 261V260H163ZM231 262V260H229ZM40 262V261H39ZM61 261H59L60 263ZM63 262V261H62ZM76 262V263H77ZM104 262V261H103ZM111 262V261H110ZM120 262V261H119ZM144 262V263H143ZM153 262V261H152ZM176 262V261H174ZM228 262V261H227ZM5 263V261H4ZM58 263V264H59ZM64 263V262H63ZM115 263V262H114ZM113 263V264H114ZM129 263V261L127 262ZM149 263V262H148ZM162 263V262H161ZM232 263V262H231ZM61 264V263H60ZM69 264V262L67 263ZM81 264V263H80ZM85 264V263H84ZM88 264V263H87ZM111 264V263H110ZM117 264V263H116ZM125 264V263H124ZM147 264V263H146ZM155 264V263H154ZM166 264H169L168 262ZM236 264V263H235Z\"/></svg>",
  "mask_w": 264,
  "mask_h": 264
}]
</instances>
